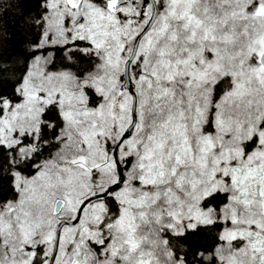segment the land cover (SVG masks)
I'll list each match as a JSON object with an SVG mask.
<instances>
[{
	"label": "snow or ice",
	"instance_id": "obj_1",
	"mask_svg": "<svg viewBox=\"0 0 264 264\" xmlns=\"http://www.w3.org/2000/svg\"><path fill=\"white\" fill-rule=\"evenodd\" d=\"M24 24L0 264H264V0H36Z\"/></svg>",
	"mask_w": 264,
	"mask_h": 264
},
{
	"label": "trees",
	"instance_id": "obj_2",
	"mask_svg": "<svg viewBox=\"0 0 264 264\" xmlns=\"http://www.w3.org/2000/svg\"><path fill=\"white\" fill-rule=\"evenodd\" d=\"M36 0H20L19 7L13 6L0 15V28L7 33V38L0 42V56H21L22 36L26 25L24 18L29 13H35Z\"/></svg>",
	"mask_w": 264,
	"mask_h": 264
}]
</instances>
